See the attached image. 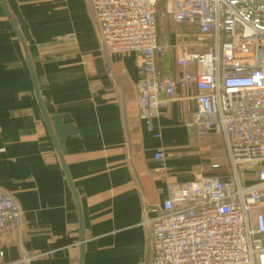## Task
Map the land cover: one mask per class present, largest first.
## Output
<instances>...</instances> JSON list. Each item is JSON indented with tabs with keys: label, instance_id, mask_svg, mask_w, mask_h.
Here are the masks:
<instances>
[{
	"label": "crops",
	"instance_id": "0c3cea01",
	"mask_svg": "<svg viewBox=\"0 0 264 264\" xmlns=\"http://www.w3.org/2000/svg\"><path fill=\"white\" fill-rule=\"evenodd\" d=\"M6 5L0 0V189L19 203L23 223L0 233L3 262L80 264L83 233V264H151L145 222L160 215L169 186L231 170L225 141L191 127L199 90L161 95L156 138L138 113L141 54L102 50L87 0ZM158 26L166 45L158 71L180 80L182 46L199 49L193 30L161 18ZM43 111L51 125L61 116L69 134L53 136Z\"/></svg>",
	"mask_w": 264,
	"mask_h": 264
},
{
	"label": "built area",
	"instance_id": "2783aa9c",
	"mask_svg": "<svg viewBox=\"0 0 264 264\" xmlns=\"http://www.w3.org/2000/svg\"><path fill=\"white\" fill-rule=\"evenodd\" d=\"M87 1L102 50L141 54L137 104L147 130L161 137L154 129L161 95L172 99L178 86L195 85L191 127L200 137H221L228 150V177L203 175L169 186L160 215L145 222L152 231L151 264H264V0H169L165 11L161 0ZM159 18L193 30L199 49L182 46L180 80L158 71L157 56L166 50ZM164 158L159 148L155 160ZM22 223L19 203L0 189V233L16 232ZM31 259L3 262L0 253V264Z\"/></svg>",
	"mask_w": 264,
	"mask_h": 264
},
{
	"label": "water",
	"instance_id": "95a60500",
	"mask_svg": "<svg viewBox=\"0 0 264 264\" xmlns=\"http://www.w3.org/2000/svg\"><path fill=\"white\" fill-rule=\"evenodd\" d=\"M3 4H4V8L6 9L7 11V5H6V0H3ZM37 90V94H38V88H36ZM41 104V103H40ZM43 114H44V118L47 122V125H48V128H49V131L51 132V134L54 136V132L57 133L56 135L59 136V131L60 133L61 132H64V133H68L67 130L69 127H66L63 125L62 123V117L61 116H56L52 119L53 121V125L50 124V120L47 119V116L45 115V112L43 111ZM69 134V133H68ZM58 150L60 151V157L61 159H63V154L64 152L63 151V146H59L58 147ZM84 244H85V238H84V234L82 233L81 235V256H80V264H83V261H84Z\"/></svg>",
	"mask_w": 264,
	"mask_h": 264
},
{
	"label": "rangeland",
	"instance_id": "374dc122",
	"mask_svg": "<svg viewBox=\"0 0 264 264\" xmlns=\"http://www.w3.org/2000/svg\"><path fill=\"white\" fill-rule=\"evenodd\" d=\"M257 210H255V212H256Z\"/></svg>",
	"mask_w": 264,
	"mask_h": 264
}]
</instances>
